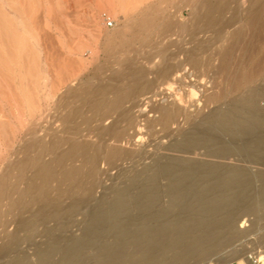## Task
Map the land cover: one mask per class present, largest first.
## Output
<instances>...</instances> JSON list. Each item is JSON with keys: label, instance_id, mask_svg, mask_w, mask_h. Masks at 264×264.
<instances>
[{"label": "bare ground", "instance_id": "bare-ground-1", "mask_svg": "<svg viewBox=\"0 0 264 264\" xmlns=\"http://www.w3.org/2000/svg\"><path fill=\"white\" fill-rule=\"evenodd\" d=\"M11 1L12 4H15L18 0ZM185 1L191 7L192 16L201 15L202 18L204 14L208 17L210 14L209 12L212 13L211 9L213 10L214 5L208 4L207 0H195V2L193 0ZM197 1L199 3L198 6H196ZM1 2L6 9L4 12L9 10V12L13 13L16 23L19 19V15H17L16 10L13 9L16 8L18 10L17 5L16 7L10 4L7 5L8 1L6 3L4 0H1ZM20 2L22 1L20 0ZM250 4L253 8L249 11V16L252 20H255H251L252 24L259 22V20L261 22L264 17V0H251ZM227 5L228 4H226L224 8H226ZM240 6L239 8L241 10L242 7ZM23 8L25 9V7ZM5 9L0 8L1 12ZM219 9L221 10L222 8L219 7L218 10ZM234 10L236 11L237 9ZM235 11H233L234 14L237 12ZM238 12L240 13L242 11ZM219 14L221 13L219 12ZM244 14L247 15V12ZM213 16L215 17V15ZM6 18L8 19V17ZM11 19L10 24L13 25L14 23L12 24ZM4 21L6 20L4 19ZM180 22L182 25L178 23L181 26L179 27V31H182L185 24L182 23V21ZM134 23V21H127L122 28L115 26L110 29L106 35L107 42L119 41L118 46H123L126 42L129 43L130 40L135 41L138 39L140 36L137 38L136 31L132 32V37L123 39L124 35L122 30ZM250 23H246V25L252 27L253 25L251 26ZM4 24L6 25V23ZM136 24L138 26V32L140 33L144 32L147 35L156 33V30L153 29L154 21L151 18H144ZM211 24V26L216 25L215 23ZM152 26L153 28H151ZM158 27H161V25ZM200 27H202V24L196 26L195 30L198 31ZM248 27L245 28L248 30ZM262 27V24L255 29L253 26L249 28L250 31L253 29L251 32L245 29L247 33H250H248V35L246 33V36L242 32L241 34H237L238 37L241 35L240 38L242 36L244 37L237 42V46L232 45L236 47L235 49H233V47V50L230 49V46L233 44L234 39L232 40L230 36H228V38H231V44L228 42L222 44L221 47L219 45V54L221 57L220 61H217V68H223L221 67L223 64L226 62L229 63L230 60L226 58L234 53L233 56H230L232 57L231 63L226 66L227 68L229 67V70L226 68L228 73L225 75L226 77L229 75V80L227 79V84H225L221 90L218 88V93L213 96L205 97L203 103L204 108L211 102H219L229 94L241 92L244 86L253 83L258 74L264 72L263 59L258 56H252L251 52V49L260 42ZM8 30L12 35V33L15 32L14 30L17 29L10 27ZM173 30L176 32V29ZM157 31L159 32V29H157ZM236 31L237 30L234 31V35L238 33ZM17 32H19V30H17ZM205 32H207V30H205ZM208 32L212 37L218 36L217 34H212L210 31ZM23 33L26 39L31 37V32L28 27L24 29ZM7 35L9 36V33H7ZM14 37H16V35H14ZM204 37L206 38V36ZM214 38H211V41H213ZM217 39L218 38L214 40ZM204 40L203 42H208ZM1 41L3 42V40ZM213 42L211 43L209 41L208 43L213 44ZM200 43H202L201 40ZM153 44L159 46L155 41L149 39L145 40L144 37L141 41L140 49H144L145 46H148L149 49L139 54L136 53L137 49L132 53L131 57L135 60L131 65L126 64L124 60L122 64H125L127 67L125 70L122 67L123 65H121L122 60H120V62L115 64V71L110 72L111 74L107 76H105V74L93 76L81 81V88L80 91H78L80 93L71 96L76 103L68 110L66 117L62 120L64 122L66 118L71 117L75 121V123L73 122L74 126L70 128V130H65V127L61 129V126L60 129H55L52 132L37 134V136H34L35 138L32 144L38 146V152L32 155L33 161L31 165H27V162H25L26 160L23 161L25 163L20 162L18 156L19 159H16L21 165H17L15 168L13 167L15 171L12 169L14 172L12 171L13 178L10 181L9 172H6V169L4 170L0 177V234L2 235L4 229L8 230V232L2 236L0 235V242L3 238L5 245L7 243L13 244L6 245L7 249L0 252V259L5 261H1L2 264H209L211 262L213 264H228L233 261H243L247 264V257L249 254H253L259 264H264V222L256 226L253 218L249 216L246 217L250 211L253 212L252 203H254V200H257L259 209H264V180L254 186L251 184V178L245 170L239 167H230L224 168L223 172H221L224 175L223 178L209 180V182L197 181V174H201V177L205 178V175H207L208 172L211 174V171L215 170L217 166L212 163L206 164L203 161H193V157H189L190 155H200L203 157L229 159V156H219L220 153H225L227 151L225 148H213L214 144L219 142V139L215 135V127H217L222 132L231 134L240 132V134L243 135H251L253 137V141L251 142L252 145H254L252 150H254L253 152L258 151L260 156L258 155L259 157L257 156V159H253L254 157L251 158L249 162L253 161L263 164L264 108L262 106H264V99L262 98L263 104L257 105L260 101L256 104L253 102L254 99H250L251 103L246 98H254L252 96L257 93L256 90L264 89V82L261 84L262 86L260 85V88L255 86L244 92L245 95H240L232 108L228 107L224 110L222 108V110L218 111H209L203 114L202 122H194L193 118L191 119L192 112H189V108L181 105V91H179L184 86L190 88V86L185 83L190 82V74L186 75L183 72V63L177 62V60L171 56L172 52H170V50L169 52H164V50L162 53H154L155 49H153ZM209 44H207V46ZM199 45H197L196 48H198ZM202 45L201 47H206V44L202 43ZM217 49H215L216 51H214V49L212 50L213 54L214 52H218ZM198 50L196 49V51ZM196 51H191L186 55L184 61L189 62L193 66H208L211 64L212 55H208L210 58L201 59L200 52L197 53ZM126 53H129V51ZM225 59L229 61H225ZM1 61L2 60H0V62ZM224 61L225 63H223ZM101 70L99 69V71ZM186 77H188V79H186ZM173 86H176L175 88H177V90H174ZM74 88L76 87H72L71 90ZM253 103L257 106L254 107L255 104ZM196 104V106H198L201 103ZM15 108L17 109L18 107ZM246 108L251 111L252 115H248V110ZM200 109H196V111L193 110L195 114H199L203 110ZM17 110L21 109L18 108ZM246 110L247 114H245ZM18 112L17 120L20 122V125H22L25 118L22 111ZM117 112L121 113L122 117H125L123 114L126 115L127 118L132 117V122L128 121L127 118L125 120L128 121V123L131 122L130 125L125 124V126H123L124 124H122V122L125 123L123 119L111 121V115ZM98 115H100V117H98ZM117 116H113L112 118H117ZM181 117L182 119L180 120ZM141 121L147 123L151 128L159 126L160 130L165 131L164 137L166 136L167 138L168 136L169 141L164 138V140H161V144H157L156 142L155 148L152 146V151L148 152L142 150L143 148L141 149L139 146V148H130L134 146L135 141H137V139L135 140L137 131L131 130L135 129L136 123H141ZM102 122H104V124L100 126ZM184 123L190 125L187 131H184L182 128ZM7 124L9 126L13 125L10 122H7ZM83 124H85L86 127L84 125V128L82 127L83 129L79 128V125L83 126ZM258 130L259 132L254 134V132ZM260 144L262 148L257 149L255 146ZM5 146L0 141V160L3 159L4 156L3 147L4 149L7 148H5ZM126 146H129V148H126ZM32 148L31 145L26 150L22 151V153H26L27 150ZM161 149L171 154L164 153L159 155L158 152L159 156H157L149 166L148 174L145 170L141 171L134 167L139 171L136 176L139 178L136 179V177H134L135 180L129 187L114 192V199L112 198L114 201L112 200V203L110 202L112 206L114 205V211L110 205L108 206V208L110 207L111 209L110 212L104 210L99 213L94 220L97 223L105 224L107 222L106 219L112 216V212L119 213L126 209L125 206L129 204V196H133L134 194H131V192H138L135 189L139 185L136 186V184H138V179H141L142 174L145 173L147 177L144 175L145 177L143 178L154 185L160 184L161 180L165 182H163L164 192L162 196L157 195L159 192L156 191L158 193L155 194V197L151 196L152 199L149 198L150 196H147V199H141L142 201L139 202V200L137 203L141 210L151 208L154 204L160 203L159 206H161V208L158 207L160 209L157 210L162 214L160 217L168 216L160 219L158 223L143 225L135 223L133 224V229L128 231H132V236L123 235L121 233L116 234L118 233L116 232L111 245L107 246L100 244L99 251L94 255H87V250L92 244L97 245L99 243L96 239L103 235L102 233L105 232L104 230L96 233L92 231V234L89 233L90 236H83L81 238L75 237L76 239L74 238L70 242L66 240L62 242L60 246L59 244L55 246L56 244H50L46 241H41L42 243L36 244L39 243L37 239L41 237L38 236L37 239L31 242H36L33 247H30V249H32V252H30L31 254L19 247L21 243L24 244L23 242L27 244L26 240L17 237L18 234L15 236L10 234L14 229L13 224H8L7 221H9V219L17 218L18 220L20 213L26 211L30 213L35 212L36 210H40L38 208L48 204L49 200H51V203H57L58 200L56 199H59L58 196L67 193L74 194L80 190L77 186L75 187L73 183L84 176V173H86L85 167H88V165L93 168L88 179L94 180L100 178L104 174L100 166L102 162L111 168L118 166L126 167L130 165H126V163H129L134 158V160L140 164L145 162L146 159L149 160V157L152 158V155ZM142 157L144 160H142ZM129 159L130 161H128ZM131 164L133 165V163ZM136 164L134 162V166ZM11 165L14 164L12 163ZM132 165L130 166L133 167ZM9 168L12 167L10 166ZM86 169H88L87 173L90 174L89 168ZM87 173L86 175H89ZM161 187H163V185ZM161 187L159 189L163 191ZM17 189L21 195L20 203H18L21 204V208L18 209L19 211L16 210L15 212V202H12V197L15 196L14 193L17 192ZM51 191H54V193L51 194L52 196L49 195ZM16 200L18 199L16 198ZM134 204H136V202H134ZM80 210L83 212L81 208ZM14 237L18 239H14ZM27 241L31 240L27 239ZM25 247H27V245ZM18 250L23 254H18ZM110 251H112V253Z\"/></svg>", "mask_w": 264, "mask_h": 264}, {"label": "rangeland", "instance_id": "rangeland-1", "mask_svg": "<svg viewBox=\"0 0 264 264\" xmlns=\"http://www.w3.org/2000/svg\"><path fill=\"white\" fill-rule=\"evenodd\" d=\"M4 1L6 3L8 1V5L10 4L11 0ZM18 1H16L15 4H12L11 1L10 4L14 5L15 7L17 5V8L19 10L18 11L16 8L13 9L16 10V14L19 15V19L15 23L13 13L9 12V10L7 12H4L6 11V9L4 8L3 3L0 0V8L5 9L2 10V12L0 10V53H2L0 54V60H2L0 62V116H2L0 117V141L2 144H4V146L7 145L5 146V148L7 147L6 149H4L3 147L4 156L3 159L0 160V177L6 169V172H9L8 174H10L9 181L13 178V172L15 171L14 168L17 167V165H21L19 161L23 162L26 160L25 162H27V165H31V162L33 161L32 155H35L38 152V146L32 144L35 138L34 136H37V134L39 133L43 134L52 132L55 129H60L61 126V129L65 127V130H70V128L74 126L75 121L73 118H66L64 122L62 120L64 119V117H66L68 110H70V108L76 103L71 98V96L80 93L78 91H80L81 88V81L93 76H100L104 74L105 76H107L111 74L110 72L115 71V64H117V62H120V60H122L121 65H123L122 62L124 60L126 64L131 65L132 62L135 60L131 57L132 53H134L137 49L139 50L136 51L137 54L143 53L144 50L149 49L148 46H145L144 49L141 48L142 50L140 49V44L144 37L145 40L149 39L151 41H155L159 45L156 46V44H153V49H155L154 53H162V51L164 50V52H169L170 50V52H172L171 56L175 58L177 62L183 63V72L186 75L190 74V82H185L186 85L190 86V88L184 86L179 91H181V105H184L183 107L189 108V112H192L191 119L193 118L194 122H202L203 114H206L209 111H218L222 110V108L224 110L228 107L232 108L233 104H236V101L238 100L240 95H243L244 92H246L250 88H254L255 86L257 88H260V85L264 82V72L259 73L255 81H253V83L249 85L244 86L241 92L229 94L224 99H221L219 102H211L208 104L207 107H203L205 97L213 96L214 94L218 93V88L221 90L222 87L227 84V81L229 80V75H227V77L225 75L228 73L229 70V67L227 68L226 66L231 63L232 57L230 56H233L234 53H232V55L230 54L229 57L226 58L230 60L229 63H225V61H229L225 59V61L223 62L225 64L221 66L223 68H217V61H220L221 57L219 54V45L221 47L222 44L228 42H230L229 44H231V41L234 39L233 44H231V46H237V42L242 37H244L242 36L240 38L241 35H239L238 37L237 34H241L242 32L246 36L248 30L249 32L253 30L251 29L250 31L249 28H252L254 26L255 29L262 24L263 27L260 35V42L257 46L251 49V52L252 56H258L264 61V17L262 18L261 22L259 20L261 24L259 22H254L256 25L252 24V21L255 20H252L249 16V11L253 8V6L250 4L251 0H224L225 2L223 0H207L208 4H212V6L214 5L213 10L211 9L212 13L209 12L212 15L209 14L207 17L206 14H204L202 18L201 15H191V7L186 3L185 0H129L131 2V5L128 0H21L22 2H20V0ZM193 1L195 2V0ZM25 2L27 5L25 4ZM30 3L33 5H31ZM225 3L228 4L226 8H224L226 5ZM123 4L125 7L123 6ZM198 4L199 3L197 1L196 6H198ZM239 6L242 7L241 10ZM23 7H25L26 10ZM219 7L222 9L218 10ZM234 9H237V12ZM215 10L218 11L216 12ZM233 11L238 14H234ZM238 11H242L243 14L242 12H240V14ZM219 12L221 14H219ZM246 12L249 18L247 17V15L244 14ZM213 15H215V17ZM6 17H8V19ZM144 18L153 19L154 28L153 26L151 28L155 29L156 33H151V35H147L144 32H138V26L136 23ZM4 19L6 21H4ZM10 19L12 20V24L14 23L13 25L10 24ZM249 20H252L251 23ZM124 21H134L135 23L130 24L128 28H124L122 30L124 35L123 39L132 37L133 31H136L137 38L138 36L140 37L135 41L130 40L129 43L126 42L123 46H118L119 41L107 42V32L115 26L122 28L125 24ZM180 21H182V23H184L186 26L182 28V31H179V27H181L180 25H182ZM4 23H6V25ZM211 23H215L216 25L211 26ZM246 23H250V25L253 26L248 27ZM200 24H202V27H200L199 30L196 31V26ZM157 25H161V27H158ZM7 27L16 28L17 30H19V32H17V30H14L15 32L12 33V36ZM27 27L31 32V37L26 39L23 31ZM156 27L157 29H159V32L157 31ZM245 27H248V30ZM208 28L211 30H209ZM173 29H176V32H174L175 30ZM239 29H242L243 31ZM205 30H207V32H205ZM235 30H237L236 32H238L235 33L236 35H234ZM208 31H210L212 34H217L219 37H216L214 35L213 36L215 38L212 37L211 35H209L210 33ZM201 32H204L206 35L204 33L202 34ZM7 33H9V36L7 35ZM14 35H16V37H14ZM204 36H206V38ZM209 36L211 38L218 39H213V42L211 41L212 39ZM228 36H230L232 40L230 37L228 38ZM1 40H3V42ZM200 40L202 43L206 44V47H201L203 45L202 43H200ZM203 40L208 42L210 41L211 43L213 42V44L203 42ZM196 44H201L199 45L201 49L199 46L198 48H196ZM207 44L209 45L207 46ZM231 46L230 49L234 47ZM235 48L236 47H234L233 49ZM196 49L199 50L196 51ZM213 49L214 51H216L215 49H217L218 52H214L213 54ZM127 51H129V53H126ZM191 51H196L197 53L200 52V58L202 57L201 59H206L208 55H212L211 64H209L208 66H193L189 62H185L184 57L188 55ZM208 58H210V56ZM122 67L124 70L127 68L125 64ZM226 68L228 70H226ZM99 69L102 70L99 71ZM186 79H188V77H186ZM74 86L76 88L71 90V88ZM175 87L176 86H173V89L177 90V88ZM186 89H188L189 91ZM259 90H256L258 94L255 92V95L257 97L253 95L252 97L254 98L248 97L246 99L249 100V102H251L250 99H254L253 102H255L256 104L260 101V103H258L257 105L263 104L264 89ZM196 103L201 104L196 106ZM256 104L254 105V107L257 106ZM15 107H18L21 110H17L18 108L16 109ZM262 107L264 108V106ZM192 108L195 111L196 109L203 110L201 111V113L195 114V111ZM247 110L245 114H247ZM18 111H22L23 116L25 118L22 125H20V122L17 120V115L19 113ZM249 111L250 110H248V115H252L251 111L250 113ZM113 116H117V118H112ZM123 116L125 117H122V114L117 112L114 113V115L112 114L110 118L111 121H114L115 119H123L125 121L127 117L124 114ZM98 117H100V115H98ZM131 118L132 117H128L127 120L132 122ZM181 119L182 117L180 118V120ZM128 121H125V123L122 122V124H124L123 126H125V124L130 125L131 122L128 123ZM7 122L12 123L13 125L9 126ZM143 123L144 121H141V123H136V127H134L136 130H131L137 131V135L135 136V140L137 139V141H135V145L131 146L130 148L140 147L141 149L143 148L142 150H146L148 152L152 151V149L155 148L156 142L157 144H159L160 142H162L161 140H164V138L168 139L169 141L168 136L167 138L166 136L164 137L165 131L160 130L159 126L151 128L150 126H148L147 123ZM103 124L104 122L100 123V126ZM3 125L5 126L2 127ZM81 125H79V128H84L85 124H83V126ZM189 127L190 125L188 123H184L182 128L184 131H187ZM256 132H259V130L255 131L254 134ZM215 135L219 139V142L214 144L213 148H225L227 151L225 153H220L219 156H229V159L190 155L189 157H193V161H203L206 164L212 163L217 166L215 170L211 171V174L210 172H208L209 175L207 173V175H205V178L201 177V174H197V181L209 182V180L211 181L217 178H223L224 175L221 172H223L224 168L230 167H239L245 170L251 178V184L254 186L258 185L260 181L264 180V163L260 164L258 162L253 161L249 162L251 158L254 157L253 159H257L260 156V153L258 151L253 152L254 150H252L254 148V145H252L251 142L253 141V137L251 135H243L240 134V132H236L233 134L222 132L217 127H215ZM31 145L33 147L32 149L27 150L26 153H22V151L26 150ZM255 147L257 149H260L262 148V145L260 144ZM126 148H129V146H126ZM158 152L159 155H162L164 153L171 154L169 152H166V150L161 149L157 151L154 155H152V158L149 157V160L146 159L145 162H139L142 165L138 164V162H136L134 158L133 160L131 159L132 161H130L129 159L128 161L130 162L126 163V165H132L131 163H133V167H131L130 165H125L126 167L118 166L111 168L107 166V164L102 162L100 166L102 171H104V174L100 178L94 180L88 179L93 170V168L88 165V167H85V172L87 173L88 169L86 168H89L90 174L87 173L89 175H86V173H84V176H82L81 179L79 178L73 183L75 187L77 186V188L80 189L78 190L79 192L77 191L74 194L67 193L58 196L59 199L56 200H58L59 206L57 201V203H51V200H49L48 204H45L41 208H38L40 210H36L35 212L31 213L29 211L20 213L18 220L17 218H11L12 220L9 219V221L7 222L8 224H13L14 229L13 232H11L10 234L12 236L18 234L17 237H20V239L22 240H26L27 244L23 242L24 244L21 243L19 247L21 249L23 248V250H26L27 253L31 254L30 252H32V249H30V247H33L36 243L31 242L37 239L38 236L41 237L37 239L39 240V243L36 244H40L46 241L50 244H56L55 246H58V244L60 246L61 243L65 242L66 240L67 242H70L75 237H87L90 236L89 233H91L92 231L96 233L102 232L104 230L105 232L102 233L103 235L96 239L97 241H99V243H96H98V246L100 244L108 246L111 245V243L113 242L114 234L116 232H118L116 234L121 233L123 235L125 234L127 236H132V231H128L133 229V224L135 223H139L140 225L158 223L160 219H163L168 216L167 215L165 217H160L162 214L157 211L161 208V206H159L160 203H156L153 207L145 210H141L137 203L139 200V202H141V199H147V196H150L149 198L152 199V197H155V194H157L158 192L159 193L157 195L162 196L164 192L165 182L161 180L160 184L154 185L153 183H150L148 180L146 181V179L143 178L146 176L145 173L142 174L141 179H138V184H136V186L139 185L135 189L138 192H131V194L134 193L133 196L135 198L132 195L129 196V204H127L128 206H125L126 209L119 213H114L111 211L112 216H109L106 219L107 222L105 224H100L94 221L98 214L103 212L104 210L106 212H110L111 207L114 211V205H111L112 200L114 199V192L129 187L134 182V177H136L137 173H139L138 170H145V172L148 174L149 166L153 163L154 159L159 156ZM18 156L20 158L19 161H17V159H19ZM142 160H144L143 157ZM148 161L150 162V164ZM10 162L14 165H11ZM134 162L135 164L137 163L135 166ZM10 166L12 168H9ZM134 167H136V169L138 170H136ZM137 178L139 177H136V179ZM162 185L163 187H161ZM160 187L163 188V191L159 189ZM16 191V193H14L15 196L12 197V202H15V212L16 210L21 208V204H18L20 203L21 195L19 194L18 189ZM53 193L54 191H51L49 192V195ZM93 194H95L96 196ZM15 197L19 201L16 200ZM134 202H136V204H134ZM108 206L110 207L108 208ZM258 206L259 205L257 203V200H254V203H252L253 212L250 211V213L246 215V217L249 216L250 218H253L255 220L256 226L264 222V209L261 210ZM80 208L83 212H81ZM7 232L8 230L4 229L2 231V235L6 234ZM17 237H14V239H18ZM27 239H30L31 241H27ZM29 243L30 245H32L30 246ZM10 244L13 243H7L6 245ZM6 245L4 239L2 238V241L0 242V252L7 249ZM26 245L27 247H25ZM92 245L89 248L90 250H87V255H94L99 251L100 246L98 247L96 244ZM19 250L18 254L22 255L23 253H20ZM110 252L112 253V251ZM1 261L5 262L4 260L0 259L1 264ZM233 264L245 263L243 261H233Z\"/></svg>", "mask_w": 264, "mask_h": 264}, {"label": "built area", "instance_id": "built-area-1", "mask_svg": "<svg viewBox=\"0 0 264 264\" xmlns=\"http://www.w3.org/2000/svg\"><path fill=\"white\" fill-rule=\"evenodd\" d=\"M247 259H248L247 264H259V262L257 261L256 257L253 254H249ZM209 264H213V263L211 262ZM228 264H233V262Z\"/></svg>", "mask_w": 264, "mask_h": 264}]
</instances>
